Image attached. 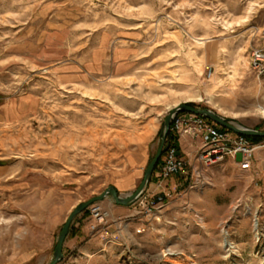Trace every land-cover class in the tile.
Segmentation results:
<instances>
[{
	"label": "rangeland",
	"instance_id": "obj_1",
	"mask_svg": "<svg viewBox=\"0 0 264 264\" xmlns=\"http://www.w3.org/2000/svg\"><path fill=\"white\" fill-rule=\"evenodd\" d=\"M255 50L264 52V0H0V264H49L75 207L139 171L119 194L133 193L175 107L264 131L255 111L264 106V63L251 66ZM174 135L177 147H167L187 172L169 179L189 181L200 143ZM183 136L191 157L180 152ZM262 152L249 171L230 158L202 171L208 184L191 188L192 204L179 208L185 215L167 223L150 218L170 199L149 192L154 180L160 188L161 165L154 168L129 206L130 230L120 225L114 239L100 238L110 215L94 203L108 214L103 224L94 226L93 205L75 219L86 216L85 236L98 245L86 255L63 247L58 264H264Z\"/></svg>",
	"mask_w": 264,
	"mask_h": 264
},
{
	"label": "built area",
	"instance_id": "obj_2",
	"mask_svg": "<svg viewBox=\"0 0 264 264\" xmlns=\"http://www.w3.org/2000/svg\"><path fill=\"white\" fill-rule=\"evenodd\" d=\"M250 62L254 69H261L264 63V52L262 50L253 51ZM171 123L172 133H183L200 143L197 157L200 162V168L191 167V170L186 173L189 177L188 187L192 189H198L208 184L203 179L202 171H207L212 165L230 158L234 160L240 170L249 171L252 168L255 153L258 150L264 151V140L255 144L244 136L223 131L220 127H216L200 115L191 113L177 114L172 117ZM186 167L185 161L178 156L176 149L169 146L164 152L163 162L159 168V172L156 174L157 181L162 183L173 176L185 174L187 172ZM193 177L195 179L192 182L191 179ZM160 183L158 185L161 187ZM162 200L160 197L157 200V204L152 201L150 203L151 208L159 209L158 207H161ZM90 214L95 220L94 226L103 224L108 215L97 204L90 208ZM94 226L92 228H95Z\"/></svg>",
	"mask_w": 264,
	"mask_h": 264
},
{
	"label": "crops",
	"instance_id": "obj_3",
	"mask_svg": "<svg viewBox=\"0 0 264 264\" xmlns=\"http://www.w3.org/2000/svg\"><path fill=\"white\" fill-rule=\"evenodd\" d=\"M178 142L180 144V152L182 154H186L191 157L192 154L194 153V146L190 145L189 138L186 136H183L179 138ZM257 159H264V153L263 152L258 153ZM139 176H140L139 171H136L132 173L131 176H127L121 179L119 182V185H115L114 188L117 190L118 193H126L134 185V181L137 178H139ZM154 181H155L154 185L153 184L150 185L148 189L149 192L153 194H157L161 192L165 194L166 197H169L170 199L167 201V204H164L162 209L153 211L150 218L160 217L162 218L164 222L167 223L169 219L172 216H174V213L180 212V215L181 213L185 215L183 211L188 209L187 207H189V204H192L187 193L189 194V196L190 194L197 193V191L192 190L191 188L190 190L188 189L187 179L185 177L177 181H174L173 179H169L168 181L163 183V185H161L160 188L156 185L157 184L156 180ZM176 191H178L177 192L178 194L176 193L177 196L175 194ZM183 194H184V197L181 196ZM100 204L106 211H108L110 215V219H109L110 225L107 228L106 232L104 231L101 234H99L100 238L101 236L103 237L106 236V238H109L110 236L114 235L112 237L114 239L116 236L113 233H116L115 231L118 227H120V225H125L126 228L130 230V227L134 224L131 218L134 217V215L136 214V209H133V208L130 209V207L116 205L112 199H104V201H102ZM179 208L183 209V211H179ZM87 225H88V221H87L86 216L84 215L78 217L77 219H74L70 225L69 232L64 241L63 247L71 248L72 251L77 249L80 253L79 255H86L87 253H90L91 251L90 246L98 245V242L100 240H99V237H95L91 239L86 238L87 236L86 234L88 232Z\"/></svg>",
	"mask_w": 264,
	"mask_h": 264
},
{
	"label": "water",
	"instance_id": "obj_4",
	"mask_svg": "<svg viewBox=\"0 0 264 264\" xmlns=\"http://www.w3.org/2000/svg\"><path fill=\"white\" fill-rule=\"evenodd\" d=\"M179 112H187V113H192V114L203 116L206 119L210 120L212 123L222 128H225L229 131H232L235 134L244 136V137H259V138L264 139V131H257V130H253L250 128L238 126L234 124L233 122L220 117L219 115H217L216 113L208 109L193 108L186 104H182V105L175 107L168 113L167 117L164 119L160 145L153 159L150 161V163L146 167L143 178L141 182L139 183L137 189L133 193L122 197L115 188L108 187L99 196L93 197L92 199L84 203H81L77 207H75L71 211V213L68 215L65 223L63 224L58 234L56 245H55L54 252H53V259L49 264H58V262L61 261L62 256H63L62 255L63 244L69 232L71 223L79 214L85 211L89 206L93 205L94 203L103 201L106 197H110L116 205L129 207L140 197V195L143 193L144 189L146 188L147 184L149 183L152 173L154 171V168L159 158L161 157L166 135L170 128L171 119L174 115H176Z\"/></svg>",
	"mask_w": 264,
	"mask_h": 264
},
{
	"label": "bare ground",
	"instance_id": "obj_5",
	"mask_svg": "<svg viewBox=\"0 0 264 264\" xmlns=\"http://www.w3.org/2000/svg\"><path fill=\"white\" fill-rule=\"evenodd\" d=\"M235 78H236L235 73H234V75H229V79H230L231 81L234 82V79H235ZM240 100H241V99H240ZM240 100H239V101H240ZM242 101H244V99L241 100V102H242ZM227 103H228L229 107L232 109V108L237 107V104H238L239 102L237 101V98L233 95V96H231V97L227 100ZM255 111H257L258 114H261V115H263V117H264V106H257L256 109H255ZM233 114L236 115L237 117L240 115V114H238L237 112H234ZM239 117H247V113H246V112H243ZM238 126H240V125H238ZM241 127H242V126H241ZM248 214H251L250 209H249V206H247V208H246V212H245V215H248ZM253 217H254V216H253ZM253 226H254V228H256V221H255V220H253ZM255 230H256V229H255ZM221 231H222L223 234H225V230H224V229H222ZM222 245H223L224 247H226V246L229 245V244H228V241H227L226 238L223 239V241H222ZM229 249H231V247H229Z\"/></svg>",
	"mask_w": 264,
	"mask_h": 264
},
{
	"label": "trees",
	"instance_id": "obj_6",
	"mask_svg": "<svg viewBox=\"0 0 264 264\" xmlns=\"http://www.w3.org/2000/svg\"><path fill=\"white\" fill-rule=\"evenodd\" d=\"M249 141L257 144L261 141H263L264 139L263 138H259V137H246ZM177 136L174 135L171 131H169L166 135V146L164 148V151L162 152V155L160 157V159L158 160L156 166H155V170H157V168L161 165L162 163V158H163V154L167 148L168 145H174L175 147H177Z\"/></svg>",
	"mask_w": 264,
	"mask_h": 264
}]
</instances>
